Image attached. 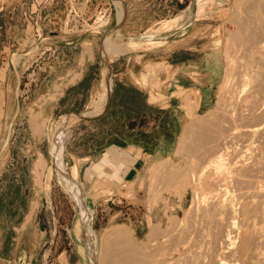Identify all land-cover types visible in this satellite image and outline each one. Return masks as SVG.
<instances>
[{"label": "rangeland", "instance_id": "rangeland-1", "mask_svg": "<svg viewBox=\"0 0 264 264\" xmlns=\"http://www.w3.org/2000/svg\"><path fill=\"white\" fill-rule=\"evenodd\" d=\"M235 1L0 0V264H39L40 255L31 254L36 249H50L51 263L64 253L73 264H82L85 256L92 264L80 201L54 159L59 135L63 171L81 189L88 237L99 254L103 249L101 264H211L224 257L233 264H264V141H254L238 158L243 160L234 161V176L221 182L229 184L220 188L222 198L230 188L231 213L216 218L221 222L214 240V233L206 236L213 221L206 211L219 187L210 191L198 184L201 171L208 174L206 157L196 149L202 142L199 127L179 150L191 120L186 104L195 105L194 119L208 122L210 113L222 110L226 54L241 11ZM124 3L129 11L123 23L118 20ZM172 24L173 74H158L164 65L161 54L151 51L159 44L152 38ZM69 41L81 46H66ZM141 48L150 51L128 64L143 74H128L126 53ZM79 49L93 51L92 63L85 64L90 77L82 88L64 93L58 74L74 72ZM104 73L112 81L100 115L105 116L97 122L80 119L99 105ZM109 145L138 156L135 169L124 178L97 174L89 180L88 169L99 164L93 162ZM237 145L232 147L241 150ZM102 158L106 164V155ZM229 223L235 227L225 245L220 236ZM240 225L253 229L251 239L256 235L247 253L254 259L237 249L245 239Z\"/></svg>", "mask_w": 264, "mask_h": 264}, {"label": "bare ground", "instance_id": "bare-ground-1", "mask_svg": "<svg viewBox=\"0 0 264 264\" xmlns=\"http://www.w3.org/2000/svg\"><path fill=\"white\" fill-rule=\"evenodd\" d=\"M234 5H236V6L241 5L240 6L241 11L239 12L238 16H235V18H236L235 23H237V32L235 33V35L231 36V39H232L231 41L229 39L230 42H232L234 40L232 42L233 44L229 49H227L228 52L226 50V52H227L226 55H227V58L229 61V65H228L226 73H225V79H224L222 85L220 86V91L223 95V97H221V98H223V107L221 108L222 110L219 114H218V112L214 113V111L212 113H210L209 115L213 116V118H212L213 122H211L212 119L210 120V122H208L207 120H202V119H197V118L194 119L192 113H193L195 105L193 103L192 104L191 103L186 104V108L188 111V117H190L191 120L188 124H186V129L184 130V132L180 138V141H179V143H180L179 144V150H181L190 141L192 128L193 127H199L200 128L198 138L200 136L199 139H201L202 142L200 141L201 145L199 146V148L197 147L196 149H197V151H201L200 154L203 153V156L206 157L207 165H205L204 168L206 170L208 169V174H206L204 169H203V171H201L200 174L198 173L199 174L198 179L200 180L198 184L201 185L200 187H204L206 189H208V188L210 189V187H211L210 191L211 190L214 191V189H213L214 187H219L217 189L215 188L216 190L214 191L215 192L214 195H216L215 197H217V199H216L217 201H215V200H214V202L212 201L213 202V203H211L212 205H209L210 208L208 207L209 209L206 211L207 217L210 219L213 218V221L211 223H209L211 225V226H209L210 228L208 227L209 231L206 232V236L208 235L209 237H212V234L214 233V231L216 229L217 230L220 229V226L218 224L221 221L215 222L216 218L218 216L220 217V215H222V214L228 215L227 213H229V214L231 213V210H230L231 205L229 206V204H231L232 202L228 204V201L226 200V197L228 198L229 195L231 196L230 188L228 187L229 188L228 189L229 195L226 196L227 192H224L225 194L224 193H222V194H224L223 196H226V197L222 198L221 192L226 188L225 186H227L228 183L226 185H224V184L222 185L221 182H223V181H224L223 183L229 182L226 180V178L229 176L231 178V174L233 173L234 167L237 165L238 162H241V160H243V159L240 160L238 158H241L242 157L241 154L244 155V153H246L247 150L249 151L248 148L251 146V144L254 141H259L261 143L264 141V0H236ZM124 9H125V7H124ZM121 14L122 13L120 12L119 17L121 16L123 18L124 14H122V15ZM121 17L119 18L120 20H118V22H120L122 20ZM105 48H107V51L109 53L111 52L112 47H111L110 40H108L107 45L105 42ZM105 61H106V59H105ZM111 86H112L111 76H107V73H104V76L102 79L103 90H102V93L100 95V103H99V105L95 106L94 104L97 100L93 99L90 106L94 105L95 111L87 113L88 115H93L94 113L96 114L97 112L103 110V107L106 104V100L109 98V95L111 93ZM98 108H100V109H98ZM254 121H256V122L254 124H252ZM198 141H195V142H198ZM235 144L240 145L242 149L239 150V148H240L239 147L238 148L239 151H238L235 148H233L232 145L235 146ZM238 145H237V147H238ZM231 147L233 149L229 150V148H231ZM61 149H62L61 135H59L57 142H56V145L54 147V159L56 161V165L58 166L59 170L63 173V177L66 180H68L69 182H71L74 186L73 189L76 191L75 194H77V197L80 201L81 219H82L83 227L86 231V243H87V248H88V254H89V257L91 258L93 264H97L96 247H95L94 241L90 240V238L88 237V235L90 234L87 232V228H89V216L87 214V209L83 203L81 189L75 185L73 178H70L69 176H67L65 174V172L63 171V163L61 160ZM225 156L227 157V159ZM225 159L229 160V162L228 161L224 162ZM235 160L237 161L236 164H234ZM237 167H238V165H237ZM260 167H261V165H260ZM74 173H73L74 174L73 177L76 179V177H75L76 172H74ZM240 174L241 173H239V175ZM243 174H244V172H243ZM243 174L241 175V178L245 179V177L247 175L244 177ZM239 175H238V177L235 176V179H236V177L240 179ZM230 178H228V179H230ZM252 179H253V177H252ZM240 180L237 181V179H236L235 181L238 183ZM243 180H241V181H243ZM231 181H232V179H231ZM246 182H248V181H246ZM48 183H50V182H48ZM243 184H244V182H243ZM245 184H248V183H245ZM220 185H222V187H225V188H223V189H222V187L220 188ZM237 185L239 186L240 183H238ZM239 187H236L237 190ZM243 190H244V188H243ZM246 191H247V188L245 190V193H246ZM245 193L243 194V192L242 193L240 192L239 194H242L243 196L245 195L244 197H248L247 195L249 193L247 192L248 193L247 195ZM250 193H252V192H250ZM251 196H252V194H251ZM263 196H262V198H263ZM244 197L243 198L241 197V198L244 199ZM260 197H261V195H260ZM239 198H240V196H239ZM211 200H212V198H211ZM228 200L230 201V198ZM254 201H255V199H254ZM239 202H241V201L239 200ZM243 203L245 204V202H243ZM254 203H256V202H254ZM262 204H263V202H262ZM257 209H258V207H257ZM244 210H247V209H244ZM214 222H215V224H213ZM223 222H224V220H223ZM241 224L243 226H246V225H244L245 223L243 224L241 222ZM232 225L230 223L223 225V228L224 227L225 228L224 229L222 228L221 236L219 235L221 240L223 241V243L225 245H228L231 241L232 232L234 231L233 228L235 227V225L234 226H232ZM218 226H219V228H218ZM242 227L240 225V228H242ZM208 228H206V230ZM242 229H243V231L242 230L241 231L243 232L245 239H242L243 238V236H242L241 240H244V241L242 242L241 245L239 244L240 245V246H238L239 248H237V247L236 248L239 249L241 254H247L249 251V248L251 246L250 242L252 239H254L256 237V235L254 238L251 239V235L249 232H252L253 229H252V231H251V228L249 231L248 227L247 228L244 227ZM77 230L79 231V226H77ZM219 231H221V230H219ZM218 232H217V236H218ZM254 234H256V233H254ZM257 234H258V232H257ZM206 236H204V237H206ZM215 237L216 236L214 233L212 239L214 240ZM220 238H218V239H220ZM218 239L216 240L217 243L219 242ZM233 239H234V237H233ZM263 241L264 240H262V242ZM207 243H210V242H207ZM253 243H254V241L252 242V244ZM217 248H219V247H217ZM81 250H83L82 246H81ZM250 250H251V248H250ZM101 254L99 255V259H98L99 264L101 262L100 261L101 260L100 259ZM207 254H209V253H207ZM211 254H209V256ZM251 255H253V254H250V255L247 254L245 256L251 257ZM84 256H85V254H84ZM213 256L214 255H211V257H213ZM238 256H240V255L238 254ZM252 257H254V256H252ZM252 257L250 259H254ZM85 258H86V256H85ZM85 258H84L83 264H87V260H85ZM243 258H244V256H243ZM214 259L216 260V257ZM223 259L224 260H221V261L219 260V262H217V263L215 261L214 263L215 264H233V263H235V262H232L233 259L231 260V262L229 259L226 260L225 257ZM198 261H200V260H198ZM209 262H210V260H209ZM214 263L211 262V264H214ZM247 264H250V263L247 262Z\"/></svg>", "mask_w": 264, "mask_h": 264}, {"label": "crops", "instance_id": "crops-1", "mask_svg": "<svg viewBox=\"0 0 264 264\" xmlns=\"http://www.w3.org/2000/svg\"><path fill=\"white\" fill-rule=\"evenodd\" d=\"M124 15H123V23L125 22V19L127 17L128 11H129V6L127 3H124ZM189 10V8H187ZM184 13V12H183ZM182 13V14H183ZM188 18V17H187ZM188 19H185L187 22ZM170 22L173 21V18H170L168 20ZM145 38L147 36H144ZM148 38V37H147ZM154 42H159L158 45L156 46H151L154 53H160L161 58H160V63L164 65V67L159 71L158 74H173V24L169 28L162 29L158 35L152 38ZM66 46H75L78 45L81 46V42L78 41H69L64 43ZM150 48V47H149ZM148 48H141L138 51H128L126 53L127 57L124 58V63H127V73L128 74H143L141 71L135 72L132 68V70L129 68L130 65L128 63L130 62H135L136 57H144L146 56L147 53H149ZM78 56V62L77 65L74 67V72L72 74H58V79L62 80V83L59 84L63 86L66 93L69 89L73 87H79L82 85V83L85 81L87 77H90L89 74H85V64L86 63H92L94 57H93V51H83L82 49H79V52L77 53ZM132 67V66H131ZM82 88V87H79ZM139 88V87H138ZM83 91L88 90L87 87H83ZM91 90L89 89V92ZM87 92V91H86ZM171 93V92H170ZM89 112V111H88ZM83 113L85 115H88L87 113ZM103 110L97 115V117H94L95 115H89L93 116L92 118H84V120H89L91 122H97L101 120L102 117L105 116V113L103 116H100ZM77 114V113H76ZM171 114V124L173 125V110L170 113ZM83 119V118H80ZM109 145L103 149L101 152L100 156L97 158V160L93 163L97 164V166L91 167L88 169L87 173V178L90 180L92 179L93 176H96L97 174L99 175H109V174H117L120 176V178H124L128 174L131 173L132 169H135L134 163L137 160L138 156H131L126 149H120L119 147ZM110 147V148H109ZM106 155L105 162H100L101 158ZM103 160V158H102ZM133 160V161H132ZM92 163V164H93ZM91 164V165H92ZM90 165V166H91ZM107 165H109L107 167ZM88 166V167H90ZM107 167V168H106ZM133 167V168H132ZM124 176V177H123ZM110 187V186H109ZM93 212V210H92ZM95 244V243H94ZM102 246V245H101ZM105 246V244H104ZM96 251H97V246L95 244ZM100 250V247H99ZM102 248H101V253H102ZM50 249H42V250H33L32 255H40V262L39 264H73L70 261L67 260V257L64 253L58 254V257L55 259L53 263L49 261L48 255L50 254ZM100 253V254H101ZM99 251L97 252V256L100 255ZM64 255V260L60 259V256ZM80 259V257H79ZM101 259V256H100ZM91 263L93 264L91 258H90ZM101 261V260H100ZM84 262V261H83ZM82 262V264H83ZM25 264H34L32 261L26 262ZM74 264H81V261L79 260L77 263ZM101 264V262H100Z\"/></svg>", "mask_w": 264, "mask_h": 264}, {"label": "water", "instance_id": "water-1", "mask_svg": "<svg viewBox=\"0 0 264 264\" xmlns=\"http://www.w3.org/2000/svg\"><path fill=\"white\" fill-rule=\"evenodd\" d=\"M104 60V62L106 63V61H105V58L103 59ZM110 96V95H109ZM108 101H109V98H108ZM104 111V110H103ZM80 118H92L91 116H89V115H85V114H79L78 115ZM94 117H97V115H95Z\"/></svg>", "mask_w": 264, "mask_h": 264}]
</instances>
